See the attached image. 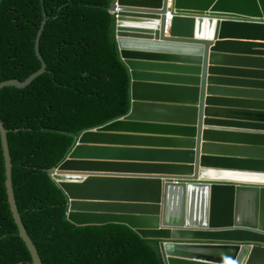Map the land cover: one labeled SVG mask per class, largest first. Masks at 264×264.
Here are the masks:
<instances>
[{
    "label": "water",
    "instance_id": "95a60500",
    "mask_svg": "<svg viewBox=\"0 0 264 264\" xmlns=\"http://www.w3.org/2000/svg\"><path fill=\"white\" fill-rule=\"evenodd\" d=\"M117 9L130 106L77 134L49 170L68 196L67 218L125 223L160 240L165 264H264V181L210 176L264 174V0H113ZM45 24L41 68L0 90L46 72ZM8 133L0 117L10 208L43 264L17 204Z\"/></svg>",
    "mask_w": 264,
    "mask_h": 264
},
{
    "label": "trees",
    "instance_id": "16d2710c",
    "mask_svg": "<svg viewBox=\"0 0 264 264\" xmlns=\"http://www.w3.org/2000/svg\"><path fill=\"white\" fill-rule=\"evenodd\" d=\"M113 0H2L0 83L46 72L24 89L0 90L9 130L15 196L43 264H165L160 240L118 222L78 225L68 196L49 172L83 130L122 117L130 106L128 69L119 54ZM46 15V16H45ZM0 134V264H33L6 188Z\"/></svg>",
    "mask_w": 264,
    "mask_h": 264
},
{
    "label": "bare ground",
    "instance_id": "6f19581e",
    "mask_svg": "<svg viewBox=\"0 0 264 264\" xmlns=\"http://www.w3.org/2000/svg\"><path fill=\"white\" fill-rule=\"evenodd\" d=\"M45 20V19H44ZM119 18L116 22V29H117V23ZM47 23V19H46ZM46 25V24H45ZM210 176L213 178H220V179H253L256 178L258 181H264V174H248V173H242V172H232V171H212L210 172Z\"/></svg>",
    "mask_w": 264,
    "mask_h": 264
},
{
    "label": "crops",
    "instance_id": "0c3cea01",
    "mask_svg": "<svg viewBox=\"0 0 264 264\" xmlns=\"http://www.w3.org/2000/svg\"><path fill=\"white\" fill-rule=\"evenodd\" d=\"M232 52H235V51H232ZM212 141H220V140H223L222 139V137L220 138V139H211ZM231 142L232 143H236V144H240V143H243V144H247V145H249V146H252V144L254 145V144H257L256 142H253V141H237L236 140V138H233V139H231ZM142 144H146L145 146H150V144H152V143H142ZM142 158H145V159H148V157H142ZM153 160H162V159H159V158H157V157H154V159Z\"/></svg>",
    "mask_w": 264,
    "mask_h": 264
},
{
    "label": "built area",
    "instance_id": "2783aa9c",
    "mask_svg": "<svg viewBox=\"0 0 264 264\" xmlns=\"http://www.w3.org/2000/svg\"><path fill=\"white\" fill-rule=\"evenodd\" d=\"M170 10V9H169ZM118 9L117 10H115V11H111V13L118 19L119 18V15H118ZM172 12L170 11V12H168V14H167V18H168V21H167V23H169V20L170 19H172Z\"/></svg>",
    "mask_w": 264,
    "mask_h": 264
}]
</instances>
